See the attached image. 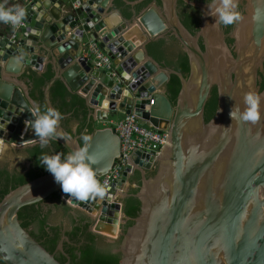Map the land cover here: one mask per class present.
Segmentation results:
<instances>
[{"label":"water","instance_id":"95a60500","mask_svg":"<svg viewBox=\"0 0 264 264\" xmlns=\"http://www.w3.org/2000/svg\"><path fill=\"white\" fill-rule=\"evenodd\" d=\"M22 1L27 26L18 42L0 33V144L17 152L40 145L28 123L41 106L32 94L31 71L54 74L44 87L47 107L56 108L51 91L58 81L83 101L82 131L80 124L68 131L64 119L71 114L63 115L58 130L71 140L52 139L47 146L57 154L55 141L67 155L83 146L80 137L86 131L98 180L120 156L121 139L111 118L134 113L141 123L168 136L157 156L142 151L131 159L128 155L122 178L102 199L70 198L51 173L10 190L0 202V259L5 264H67L19 218L22 208L40 206L58 193L89 234L118 242L113 253L121 255L120 264H264V116L255 124L230 116L234 105L243 111L248 91L261 94L264 112L259 84L264 72V0H246L231 44L224 26H217L210 15L212 0H183L202 13L195 34L182 22L181 0ZM242 2L237 0L238 5ZM168 34L189 58L187 77L163 67L149 53L148 46ZM90 39L112 57L115 74L95 68L85 55ZM21 51L24 59L17 63ZM172 75L181 81L175 105L167 95ZM215 87L218 108L206 121ZM4 151L1 161L10 154L6 157ZM137 173L140 184L132 183ZM127 197L141 203L135 218L126 213ZM66 242L71 243L68 236L60 240V251Z\"/></svg>","mask_w":264,"mask_h":264},{"label":"trees","instance_id":"16d2710c","mask_svg":"<svg viewBox=\"0 0 264 264\" xmlns=\"http://www.w3.org/2000/svg\"><path fill=\"white\" fill-rule=\"evenodd\" d=\"M199 1H206V2H210L211 0H199ZM181 7L186 5V3L181 0L180 1ZM180 9V7H179ZM190 9V13L187 15H184L182 12H180V17L182 19V22L185 24V26L192 32V33H196V30H198V24H199V19L198 16L196 14H194V12L197 10L194 7H189ZM235 23L232 25H228V26H224L226 27V31L229 32L230 30L233 29ZM172 40H167L166 38L160 39L156 42L151 43L148 48H149V53L150 55L156 59L159 63H162V61L167 62V64L169 66H171L172 69H175L181 73H183V75L185 77H187L189 75L190 72V63H189V58L187 56V54L182 50L181 45L179 44L178 40L171 35ZM228 42L232 43L233 39H228ZM180 45V46H179ZM202 45V43H201ZM203 48V45H202ZM53 73L51 71H48L47 73H45L44 75H38L35 72L31 71V77H32V82H33V91L32 94L34 96V98L41 104L40 109L41 111H44L45 108L47 107L44 101V87L46 85V83L53 77ZM261 76V80L259 82L261 89H264V73H260ZM181 89V81L179 79L178 76L176 75H172L170 81L167 83V95L170 98V100L172 101V103L175 105L176 100H177V96L179 94V91ZM71 96V97H70ZM51 97H52V102L55 105V107L63 114H71V117H66L64 119V126L68 129V131H72L71 127L68 126V123L73 119V120H77L79 122V127H78V132H81L82 129L84 128V126L86 125L85 123V110L83 107V101L75 96V95H71L70 93H68V91L66 90L64 84L61 81L56 82V84L53 86L52 91H51ZM58 97L63 98L64 100L66 99V102L64 103L63 106L59 105L56 100ZM70 97L69 100H67V98ZM218 108V92L216 87L213 89L211 97L206 105V110H205V118L206 121H209L213 118V116L215 115V112ZM52 145L56 151L57 154H60L63 156L66 155V150L57 142L52 141ZM30 151V153H39L41 155L45 154H49L51 155L52 151L51 149L46 146L44 148L41 147V145H37L34 146L32 148L27 149ZM33 155V154H31ZM37 163L36 165H34L30 170L23 172L16 170L15 173L13 174V179H14V183H13V179H11V185H5L0 187V202L3 199V197L12 189L18 187L19 185H22L30 180H33L39 176H42L44 174L50 173L48 172L44 166H42L40 164V161L35 160ZM23 168V167H22ZM7 174H9L7 171H3L0 170V177L1 176H6ZM10 175V174H9ZM140 174L137 173L132 181H136L137 183H141L140 182ZM0 182H1V178H0ZM138 191V189H132L131 192L132 193H136ZM52 198H58V193H55L54 195L51 196ZM125 203H126V213L128 214V216H130L131 218H135L139 212H140V201L139 199H137L136 197H127L125 199ZM37 205H32V206H27L21 209V211L19 212V217L21 220L24 221L23 226H27L28 224V218L30 216H33L36 214L37 220H40V222H42V224L44 222H46V219L48 216L44 215L43 219L40 217L39 213L41 211V206H39L38 208L36 207ZM68 208V207H67ZM69 210V209H68ZM43 215V214H42ZM131 224H133V221H130L128 223L127 226H130ZM55 228H52V230H54ZM57 232H55L57 238L54 237H49L47 240L50 243H54L53 247L50 248V250H52L53 248L56 247L57 245V241H59V235L58 234V229L56 228ZM82 230V227L78 226L75 228V230L73 231V234L75 235H79L80 231ZM35 234V233H34ZM47 236H49L47 233H45ZM68 235L72 238V235L70 234V232H68ZM90 235V239L94 244H88L85 247H89V249H87V251L83 250V248L81 250H83L84 254L82 253V259H81V263L82 264H120V257L121 255L118 254H113L111 252L108 253V251H100L102 252L101 254H96L93 255V248L90 246H94L95 247V237ZM35 236H37V234H35ZM44 245V244H43ZM45 246V245H44ZM46 247V246H45ZM47 248V247H46ZM48 249V248H47ZM73 248H71L70 251H72ZM49 250V249H48ZM105 253V254H103ZM75 256V254H73ZM59 259H61V256H58ZM76 258L74 259V261H76ZM0 264H5L1 259H0Z\"/></svg>","mask_w":264,"mask_h":264},{"label":"clouds","instance_id":"9594fccd","mask_svg":"<svg viewBox=\"0 0 264 264\" xmlns=\"http://www.w3.org/2000/svg\"><path fill=\"white\" fill-rule=\"evenodd\" d=\"M208 7L210 15L215 17L217 26L232 25L241 19L237 0H212ZM112 15L117 16L118 13L114 12ZM26 16V9L20 5L0 4V23L11 25L15 29L25 20ZM222 51L228 53L227 47L224 46ZM15 59L17 63L22 62L23 52L21 51V54ZM243 102L245 105L243 111L238 105L233 106L230 112L231 118L257 123L264 116V112L261 110V94L248 91L243 97ZM62 119L64 116L58 109L46 107L44 111L37 109L34 119L28 122L42 148L46 147L52 139L63 138L66 143L71 140V136L58 130ZM80 139L83 141L82 147L70 151L63 157L60 154H43L39 158L40 164L53 175L62 191L70 194V198L77 201L102 199L106 195V188L97 179V173L93 167L96 162L95 157L88 151L91 137L85 131L81 134ZM6 148V145L0 144V151H4Z\"/></svg>","mask_w":264,"mask_h":264},{"label":"flooded vegetation","instance_id":"af4514ba","mask_svg":"<svg viewBox=\"0 0 264 264\" xmlns=\"http://www.w3.org/2000/svg\"><path fill=\"white\" fill-rule=\"evenodd\" d=\"M199 1V0H197ZM207 3L206 1H202ZM246 0H243V2L241 4L238 5V11L240 14L244 13V5H245ZM191 5L187 4L181 7V4L179 2V13L180 12H184V15H187V13H190V7ZM193 7V6H191ZM196 8V7H194ZM197 10L194 12V14H196L198 16L199 19V24H200V17L202 16L201 11L196 8ZM198 24V26H199ZM226 27H224L225 33L227 34V41L228 39H232L231 38V32L232 30H230L229 32L226 31ZM199 30V27H198ZM198 30H196V33L198 32ZM171 34H168V36L166 37L167 40H172L171 38ZM229 44H231L230 42H228ZM180 46V45H179ZM162 66L165 68H171V66H169L167 64V62L162 61ZM264 73V72H263ZM71 97V96H70ZM70 97L67 98V100L70 99ZM56 102L63 106L64 103L66 102V99L64 100L61 97H58ZM71 117V116H69ZM77 124H79V122L77 120H71L68 123V126L73 128L74 126H76ZM11 148H8V150H10ZM11 152H14V154L17 156L16 160H18L17 162L12 160L11 158V154L10 153L8 155V152L6 157L8 159H6V161L4 160H0V170L3 171H7L9 174H7L6 176H1V182H0V187L5 186V185H11V179H13V174L15 173L16 170L18 171H23L26 172L28 170H30L34 165H36V158L37 160H39L41 154H37V153H30L29 150H23L20 152L14 151L11 149ZM56 152V151H55ZM52 153V152H51ZM33 154V155H31ZM45 154V153H44ZM53 154V153H52ZM40 161V160H39ZM16 162V163H14ZM17 163H19V165H21V167H23V169H19V167L17 166ZM21 163V164H20ZM30 163V165H29ZM29 165V166H28ZM13 183H14V179H13ZM132 183H136V181H132ZM41 206V211L39 213L40 217L43 219L44 215L48 216L46 219V222H44L42 224V222H40V220H37L36 214L33 216H30L28 218V224L27 226H23L24 221L20 219V221L22 222V226L26 229L29 230L30 234L36 239L38 240L41 244H44L50 252L54 253L55 256L58 258V256H61V259H59L62 263H67V264H82L81 263V259H82V253L84 254L83 250L87 251V249H89V247H85L86 245H92L94 244L91 239L89 238L90 235L88 233V227L85 225V223L83 222V220H80L78 218L75 217V215H72V212L69 208H67L63 203L60 202L59 196L58 198H52L49 197L44 204L40 205ZM37 208L39 206H36ZM69 209V210H68ZM43 214V215H42ZM20 218V217H19ZM82 227V230L80 231L79 235H75L73 234V231L75 230L76 227ZM52 228H55L54 230H52ZM56 228L58 229V234H60L59 236V241H57V245L55 248H53L52 250H50L51 247H53L54 243H50L47 239L49 237H54L57 238L55 232H57ZM68 232H70V234L72 235V238L68 235ZM37 234V236H35V234ZM45 233H47L49 236H47ZM64 236H68L71 243H65L64 244V252L60 251L58 249V245L60 240L64 237ZM95 247L94 246H90L93 248V255L96 254H101L102 252L100 251H108L113 253L114 250H116L119 246L118 242H108L104 239L101 238H96L95 237ZM72 249V251H70ZM83 248V250H81ZM100 250V251H99ZM75 254V256L73 255ZM105 254V253H103ZM114 254V253H113ZM76 258V261H74V259Z\"/></svg>","mask_w":264,"mask_h":264},{"label":"built area","instance_id":"2783aa9c","mask_svg":"<svg viewBox=\"0 0 264 264\" xmlns=\"http://www.w3.org/2000/svg\"><path fill=\"white\" fill-rule=\"evenodd\" d=\"M8 26L14 30L11 40L16 43L19 40L20 32L27 26V22L24 20L15 29L11 25ZM86 46L85 55L95 68L115 74L116 68L113 65L112 57L100 46L98 41L90 39ZM109 123L115 128L116 133L121 139V149L120 156L113 168L99 180L106 189L114 183H118L122 178L124 171L129 165L128 155H130L131 159L136 151H142L143 153H152L157 156L160 154L168 136L167 131L160 132L151 126L141 123L134 113L124 114L117 121L110 119Z\"/></svg>","mask_w":264,"mask_h":264},{"label":"crops","instance_id":"0c3cea01","mask_svg":"<svg viewBox=\"0 0 264 264\" xmlns=\"http://www.w3.org/2000/svg\"><path fill=\"white\" fill-rule=\"evenodd\" d=\"M0 3L7 4L8 6H14V5H20L23 7V1L22 0H0ZM7 32L8 35L12 36L14 33V30L8 26L7 24L0 23V33ZM124 116V114H120L117 116L118 119H121ZM116 117H113L111 119L116 120ZM109 124H107L108 126ZM104 127V126H103ZM8 146V144H6Z\"/></svg>","mask_w":264,"mask_h":264},{"label":"rangeland","instance_id":"374dc122","mask_svg":"<svg viewBox=\"0 0 264 264\" xmlns=\"http://www.w3.org/2000/svg\"><path fill=\"white\" fill-rule=\"evenodd\" d=\"M116 119V121L118 120V118L116 117L115 118ZM6 152H8V153H11V149L10 150H8V148H6V150L3 152V155H7V153ZM21 164V163H20ZM18 167H19V169H23L22 167H21V165H19V163H18Z\"/></svg>","mask_w":264,"mask_h":264}]
</instances>
